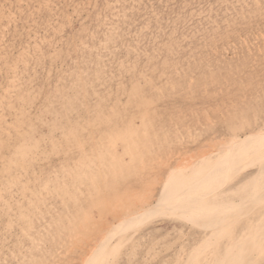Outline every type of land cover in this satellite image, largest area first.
Instances as JSON below:
<instances>
[{
    "label": "rangeland",
    "instance_id": "374dc122",
    "mask_svg": "<svg viewBox=\"0 0 264 264\" xmlns=\"http://www.w3.org/2000/svg\"><path fill=\"white\" fill-rule=\"evenodd\" d=\"M263 36L264 0H0V264H81L180 160L264 130ZM149 219L115 264L195 235Z\"/></svg>",
    "mask_w": 264,
    "mask_h": 264
},
{
    "label": "bare ground",
    "instance_id": "6f19581e",
    "mask_svg": "<svg viewBox=\"0 0 264 264\" xmlns=\"http://www.w3.org/2000/svg\"><path fill=\"white\" fill-rule=\"evenodd\" d=\"M220 140L197 149L195 157L187 161L178 159L179 165L176 161L177 165L168 170L154 204L127 213L110 227H104L89 242L81 264H115L123 249L136 239L144 220L156 216L195 232L186 233L185 227L179 232H183L180 244L166 257L165 264H264V130L243 131L228 142L222 139L225 143ZM130 250H125V255L131 256Z\"/></svg>",
    "mask_w": 264,
    "mask_h": 264
}]
</instances>
